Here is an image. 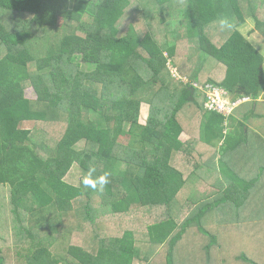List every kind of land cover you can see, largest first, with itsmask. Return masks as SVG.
I'll list each match as a JSON object with an SVG mask.
<instances>
[{
  "label": "trees",
  "instance_id": "obj_1",
  "mask_svg": "<svg viewBox=\"0 0 264 264\" xmlns=\"http://www.w3.org/2000/svg\"><path fill=\"white\" fill-rule=\"evenodd\" d=\"M131 5L0 0V264H183L179 248L193 227L210 238L214 264H264V138L233 115L206 111L195 87L256 102L264 56L239 27L253 19L264 38V0H140V18L120 36ZM142 104L150 108L145 125ZM183 134L191 139L182 142ZM75 165L84 176L90 167L108 172L109 183H68ZM216 175V184L207 181ZM181 206L179 224L173 212ZM255 207L250 225L244 219L255 218ZM162 208L167 220L148 235L174 226L163 245L131 227L104 234L100 210L130 226ZM82 233L84 245L72 244ZM59 242L64 255L51 251Z\"/></svg>",
  "mask_w": 264,
  "mask_h": 264
},
{
  "label": "rangeland",
  "instance_id": "obj_2",
  "mask_svg": "<svg viewBox=\"0 0 264 264\" xmlns=\"http://www.w3.org/2000/svg\"><path fill=\"white\" fill-rule=\"evenodd\" d=\"M140 0H131V7L128 10L127 15L122 19V21L120 22V36L126 35L129 26L132 24V22L134 21V19L140 18L139 13H140V9H137V6L139 5ZM264 12V11H263ZM159 15L158 13H156L155 16ZM161 21L160 18L154 19L153 23H159ZM61 23V22H60ZM255 21L253 19H247L245 21V23L239 27L240 32L243 34V36L248 40V42L254 47V49H256L261 55L264 56V38L262 37V35L260 33H258L257 31H255ZM156 28L158 27H154V29L156 30ZM184 42V41H183ZM180 42V44L182 46H186L185 43ZM183 43V44H182ZM179 52L182 53V55H184L185 53H192L193 51H191V49H187L184 48L180 49ZM79 60V59H78ZM179 64L181 66H183V69L185 67L188 66V64L185 61V58H179ZM85 68V66L82 64V68ZM171 71H175L176 68L175 66L171 65ZM188 70V67H187ZM186 70V71H187ZM178 73V71H177ZM179 75V74H178ZM174 76V74H173ZM178 78H181V76L179 75ZM183 78V77H182ZM26 95L31 98V99H35L36 98V94L34 89L29 86L26 88L25 90ZM264 99V88H262V92L261 95L259 96V98ZM257 103V102H256ZM149 105L147 104H142L141 107V116H140V123L141 125H145L149 116ZM235 118H237V120L239 121H243L246 123V125L248 126L249 130L251 133L254 132H258V134L264 138V104L261 105V107L258 109H255V102L250 101L247 102L243 105H241L240 107H238L233 115ZM92 120H97L98 118L95 115L91 116ZM259 122L261 123V125H259ZM230 123V122H229ZM33 123L32 122H25L24 126L26 128H32L33 127ZM191 138L186 135L183 134L181 136V140L182 142H186L188 140H190ZM124 141V136L122 135L120 138V142ZM215 146L220 147L221 143H218L217 141L214 142ZM79 148L83 147V144H80L78 146ZM218 149V148H216ZM220 156H218L219 158ZM84 177V172L77 166L75 165L73 167V169L70 171V173L68 174L66 181L70 184L76 185V186H80L81 182L83 180ZM219 176H213V177H209V179L207 180L209 183H213L216 184L218 181ZM0 198H2V195L0 193ZM202 201V200H201ZM1 204V202H0ZM178 210V212H173V215H175V220L177 221V223L181 224L182 221L186 218V211H187V206H181L178 208H175ZM255 209L257 210V207H255ZM101 215H103V220L107 221V231L104 232L105 235H121L124 232V229L126 227H131L132 229L137 231V235L138 236H142L145 237L147 236V238L149 239L152 238L153 242L157 243V244H164L165 240L167 238V235H169L170 231H173L170 228L171 227L169 224L167 225H159L153 229H149V235H148V227L156 222H159L161 220H167L166 218L168 217L167 215V211L165 209H156L153 211H144L139 213V217H137L136 221H129V223L131 224L130 226H123V223H121L120 220L115 219L114 222L113 218H116L118 216L112 215L108 212L104 213L102 212V210H100ZM255 214V218L250 219V217L252 216L251 214H249L245 219L244 222L248 221L250 223V225L253 223V220L257 219V215L260 212V209L257 210V212L253 211ZM112 222V223H109ZM248 228V231L250 235L256 236L257 231H254V227H250ZM176 229V227H175ZM174 229V230H175ZM151 232V234H150ZM259 233H257L258 235ZM186 236L184 237V240L181 243V247L179 248V256L180 259L182 261L183 264H187L189 261L192 260L188 259L190 257H193L197 259V263L196 264H214L215 262V258H217V256H215L214 254H216V250L215 248H212L210 251H207L206 246H208L210 244V238L208 236L203 235L201 232H199L195 227H193L192 229H189L187 231V233L185 234ZM83 238H84V233H82V237H73L72 240V244L75 245H84L83 243ZM69 239V240H70ZM184 250H183V248ZM194 248V250H192ZM65 244L62 243H56L52 245L51 251L54 254H58L61 253L62 255L65 254ZM152 259V258H151ZM179 259V260H180ZM68 262H71V264H76L75 261H73L72 258H68ZM153 262V261H152ZM134 264H149V262L147 263L146 261H139V260H135Z\"/></svg>",
  "mask_w": 264,
  "mask_h": 264
},
{
  "label": "built area",
  "instance_id": "obj_3",
  "mask_svg": "<svg viewBox=\"0 0 264 264\" xmlns=\"http://www.w3.org/2000/svg\"><path fill=\"white\" fill-rule=\"evenodd\" d=\"M172 73L174 74V77H179L176 70L174 72L172 71ZM184 81L187 82V79H184ZM195 87L206 95V111L224 115L226 118L234 115L236 109L241 105L252 101L251 97H244L243 99L234 102L232 99L227 98L228 94L224 90L213 88L209 85L204 88L196 84Z\"/></svg>",
  "mask_w": 264,
  "mask_h": 264
},
{
  "label": "clouds",
  "instance_id": "obj_4",
  "mask_svg": "<svg viewBox=\"0 0 264 264\" xmlns=\"http://www.w3.org/2000/svg\"><path fill=\"white\" fill-rule=\"evenodd\" d=\"M222 28L231 27L230 23L226 18H222L219 21ZM95 167H90L87 174L83 177L82 183L85 187H90L92 189H97L98 187L103 188V186L109 183V173L104 172L103 174L96 176Z\"/></svg>",
  "mask_w": 264,
  "mask_h": 264
},
{
  "label": "crops",
  "instance_id": "obj_5",
  "mask_svg": "<svg viewBox=\"0 0 264 264\" xmlns=\"http://www.w3.org/2000/svg\"><path fill=\"white\" fill-rule=\"evenodd\" d=\"M256 102H255V109H257V108L259 109L261 107V105L264 104V99H262L261 97L260 98L258 97V99L256 100ZM259 125H261L260 122H259ZM263 131H264V128H263ZM254 133H256V132H254Z\"/></svg>",
  "mask_w": 264,
  "mask_h": 264
}]
</instances>
